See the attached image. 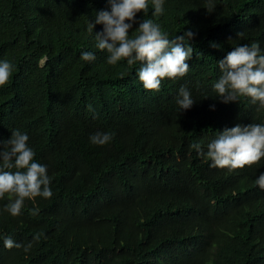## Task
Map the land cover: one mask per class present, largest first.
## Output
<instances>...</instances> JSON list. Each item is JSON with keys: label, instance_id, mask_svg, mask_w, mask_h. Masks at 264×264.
I'll return each mask as SVG.
<instances>
[{"label": "trees", "instance_id": "obj_1", "mask_svg": "<svg viewBox=\"0 0 264 264\" xmlns=\"http://www.w3.org/2000/svg\"><path fill=\"white\" fill-rule=\"evenodd\" d=\"M108 7L107 0H0V59L14 65L0 87V140L15 128L27 132L54 193L26 199L19 216L0 212V233L22 245L0 240V264H264V189L254 183L264 159L212 168L190 148L237 123H264V108L245 97L221 103L211 87L216 62L237 44L264 48V0H215L212 13L204 0H166L158 18L149 5L144 18L170 38L196 34L189 72L165 78L159 91L138 81L139 63L107 65L95 48L86 22ZM82 50L96 59L81 60ZM181 85L195 100L179 111ZM96 131L114 137L93 145ZM37 232L44 235L25 252Z\"/></svg>", "mask_w": 264, "mask_h": 264}, {"label": "clouds", "instance_id": "obj_2", "mask_svg": "<svg viewBox=\"0 0 264 264\" xmlns=\"http://www.w3.org/2000/svg\"><path fill=\"white\" fill-rule=\"evenodd\" d=\"M165 2L107 0L108 9L96 12L94 18L86 22V31L93 36L95 48L106 53L107 65L115 66L124 61L132 69L139 63L135 74L145 90L159 91L165 78H183L190 68L188 61L192 58L193 47L189 42L196 34L185 30L170 38V33L154 22L153 18L164 14ZM204 3L207 13L215 10V0H204ZM149 5L153 18H144L149 15ZM96 25H102V29L94 32ZM134 25L135 34L130 36ZM237 35L242 37L243 32ZM212 46L218 47L215 44ZM80 59L92 62L96 55L92 51L82 50ZM43 62L42 59L41 65ZM216 63L220 75L211 87L221 103L237 102L245 97L258 110L264 108V48L259 41L237 44ZM13 72V63L0 59V87L8 84ZM194 100L190 89L181 85L175 101L179 111L190 109ZM209 107L210 110L215 109V105ZM10 132L9 138L0 140V200L7 199L0 212L15 217L21 214L26 199H50L54 193L47 165L35 159L36 152L28 143V133L18 128ZM113 137L111 131H96L89 136V142L103 146ZM190 148L210 161L209 167L212 168L234 170L259 164L264 159V123H237L218 131L206 145L193 142ZM254 183L264 189V172L257 176ZM32 214H38V209H33ZM43 235L41 232L35 233L32 241L23 245L24 251H29L32 242H38ZM0 240L9 249L22 247L12 235L0 233Z\"/></svg>", "mask_w": 264, "mask_h": 264}]
</instances>
